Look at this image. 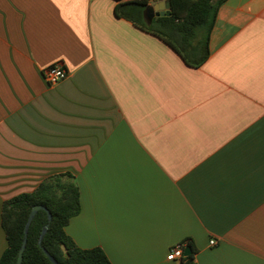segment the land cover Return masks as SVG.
<instances>
[{
  "label": "crops",
  "instance_id": "1",
  "mask_svg": "<svg viewBox=\"0 0 264 264\" xmlns=\"http://www.w3.org/2000/svg\"><path fill=\"white\" fill-rule=\"evenodd\" d=\"M119 2L0 0V257L4 202L70 172L66 230L113 264H184L188 239L196 264H264V0L221 6L199 67Z\"/></svg>",
  "mask_w": 264,
  "mask_h": 264
},
{
  "label": "trees",
  "instance_id": "2",
  "mask_svg": "<svg viewBox=\"0 0 264 264\" xmlns=\"http://www.w3.org/2000/svg\"><path fill=\"white\" fill-rule=\"evenodd\" d=\"M116 14L132 21L169 44L193 67H199L210 56V38L221 6L227 0H170L171 15L157 16L151 21L145 0H119ZM47 206L53 214L42 244L60 264H113L100 246L80 247L66 230L72 217L81 211L80 188L70 172H59L42 181L33 191L18 194L3 204L2 225L8 246L0 264H16L23 243L25 225L32 208ZM48 222V212L40 209L30 224L28 242L22 264H54L39 244V237ZM192 253L185 255L184 264H196L192 240L183 242Z\"/></svg>",
  "mask_w": 264,
  "mask_h": 264
},
{
  "label": "water",
  "instance_id": "3",
  "mask_svg": "<svg viewBox=\"0 0 264 264\" xmlns=\"http://www.w3.org/2000/svg\"><path fill=\"white\" fill-rule=\"evenodd\" d=\"M145 13L147 16H149V20L151 21L152 18L156 15V16H170L171 15V1L170 0H165V1H161L153 6H147ZM40 209H45L48 212V222L44 225L43 230L40 234L39 237V244L43 247L45 253L47 254V256L50 258V260L54 263V264H60V262L58 261V259H56L42 244L43 238L46 234V232L48 231L49 227H50V223L52 221L53 218V214L50 211V209L43 205V204H37L35 205L29 215V218L27 220V223L25 225V234H24V239H23V243L20 247L19 250V254H18V259L16 264H22L23 259H24V252L27 246V242H28V233H29V228H30V224L33 221V219L35 218L37 212ZM192 253V249L191 247H186L185 249V255H190Z\"/></svg>",
  "mask_w": 264,
  "mask_h": 264
},
{
  "label": "built area",
  "instance_id": "4",
  "mask_svg": "<svg viewBox=\"0 0 264 264\" xmlns=\"http://www.w3.org/2000/svg\"><path fill=\"white\" fill-rule=\"evenodd\" d=\"M131 1V0H126ZM149 5L154 4L155 2H158L160 0H145ZM165 1V0H163ZM45 78L49 83H58L60 80L64 79L68 75V71L66 68L61 64H54L50 67H48L45 70ZM211 245L217 244V240L215 238L210 240ZM185 256V244L183 242H180L173 246L168 254L169 260H183Z\"/></svg>",
  "mask_w": 264,
  "mask_h": 264
}]
</instances>
